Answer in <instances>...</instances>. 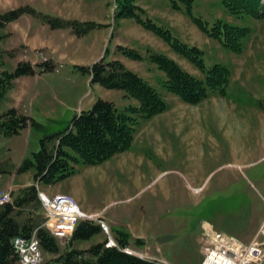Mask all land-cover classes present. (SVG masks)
<instances>
[{
	"label": "rangeland",
	"instance_id": "374dc122",
	"mask_svg": "<svg viewBox=\"0 0 264 264\" xmlns=\"http://www.w3.org/2000/svg\"><path fill=\"white\" fill-rule=\"evenodd\" d=\"M175 1L179 8L173 0H134L133 4L143 10L135 11L142 19L149 17L173 37L200 50L206 66H226L230 79L224 95L209 92L200 103L190 104L167 91L166 74L150 59L151 52L173 59L195 77L202 79L203 75L134 17L115 18L118 0H0V13L28 5L43 14L103 24L77 36L70 29L51 28L23 13L10 27H0V83L2 72L13 71L18 61L29 62L36 70L0 85V113L15 107L42 124V128H27L17 135L0 133V196L32 183V169L24 173L15 169L39 149L43 135L64 130L76 111L90 108L96 98L112 101L119 109L138 105L123 90L90 86L87 75L74 67L102 56L117 59L154 87L166 103V110L152 119L136 116L131 148L134 152L133 148L152 144L144 153L154 149L163 158L155 160L150 155V161L147 157L140 161L132 156L125 172L110 175L103 191L88 185L93 192L89 202L107 205L108 218L130 233V249L167 264H200L201 230L196 241L194 232L201 221L245 243L264 239L263 233L257 235L262 226L257 223L264 217V17L233 14L220 0H194L190 9ZM192 17L209 26L221 21L245 28L241 50L221 45L201 31ZM118 45L135 50L141 59L127 57ZM48 59H54V69L41 73L36 65ZM105 165L92 167L89 174L102 171ZM136 171H142L141 175L130 174ZM160 171L165 172L155 179ZM92 177L91 186L96 179ZM36 186L49 197L62 194H48L42 190L44 185ZM34 214L43 221L41 206ZM157 214H161L159 220ZM129 230L147 235L148 243L136 246ZM106 238L101 230L88 240L74 241L73 246L85 249ZM187 251L189 257L181 259ZM55 256L42 252V261Z\"/></svg>",
	"mask_w": 264,
	"mask_h": 264
},
{
	"label": "trees",
	"instance_id": "16d2710c",
	"mask_svg": "<svg viewBox=\"0 0 264 264\" xmlns=\"http://www.w3.org/2000/svg\"><path fill=\"white\" fill-rule=\"evenodd\" d=\"M133 1L118 0L120 9L115 18L134 17L143 28L161 36L172 49L188 59L203 75L202 79L195 77L173 59L151 52L150 59L166 74L164 87L167 91L190 104L200 103L207 98L209 92L224 95L230 79L229 69L219 63L206 66L200 50L173 37L167 29L155 24L149 17L142 19L135 11L143 10L134 5ZM177 1L190 9L194 0ZM220 1L233 14H246L257 19L264 17V0ZM173 2L174 6L179 8L176 1ZM23 13L38 17L51 28L70 29L77 36L103 26L95 21H80L43 14L25 5L0 13V27L17 20ZM192 18L201 31L217 39L224 47L233 51L241 50V39L246 35L245 28L221 21H215L209 26L201 18ZM117 47L127 57L133 60L141 59L135 50L121 45ZM36 66L44 73L52 71L55 63L48 59ZM74 67L87 75L90 86L99 84L107 89L123 90L125 96L135 99L138 105L119 109L112 101L96 98L90 108L75 112L64 130L43 135L39 139V149L33 152L31 157H25L15 169L17 173L32 169V183L11 192V203L0 204V264H13L17 260L13 239L28 238L35 228L43 252L56 255L43 264H160L156 260L126 252L124 249L130 247L131 236L124 229H112L116 246H105L104 239L85 249L74 247V241L88 240L101 231L99 224L88 220H82L76 225L66 248L61 250L58 241L41 227L40 217L34 214L41 206L37 198V183L55 184L72 175L76 165H96L127 150L134 138L136 116L143 120L150 119L167 108L154 87L117 59L105 60L102 56L91 64ZM35 71L31 63L18 61L13 71L2 72L0 85L4 83L6 85L12 79L23 75H33ZM35 127L42 128V124L15 107L0 113L2 135H17L21 130ZM133 242L136 246H145V241L141 238H135Z\"/></svg>",
	"mask_w": 264,
	"mask_h": 264
},
{
	"label": "built area",
	"instance_id": "2783aa9c",
	"mask_svg": "<svg viewBox=\"0 0 264 264\" xmlns=\"http://www.w3.org/2000/svg\"><path fill=\"white\" fill-rule=\"evenodd\" d=\"M39 198L45 210V227L61 240L72 234L80 219L91 218L80 210L77 202L69 195L57 194L49 197L39 193ZM9 200L7 194L0 197V203ZM99 222L107 231L104 222ZM202 237L204 258L201 264H264V241L244 244L235 237L216 232L205 224ZM106 245L114 246L115 242L109 237ZM13 246L21 264H42V254L35 232L29 238H14Z\"/></svg>",
	"mask_w": 264,
	"mask_h": 264
},
{
	"label": "crops",
	"instance_id": "0c3cea01",
	"mask_svg": "<svg viewBox=\"0 0 264 264\" xmlns=\"http://www.w3.org/2000/svg\"><path fill=\"white\" fill-rule=\"evenodd\" d=\"M21 17H22V15L18 19H20ZM12 22L5 24L3 26V28L6 29V28L10 27ZM53 56L55 58L56 54H54ZM53 61H54V59H53ZM80 110H84V109H80ZM159 114H161V113H159ZM155 116H153V117H155ZM153 117H151V119ZM133 140H134V138H133ZM133 140L131 142L130 147L127 150L113 155L112 157H110L109 159H107L106 161H104L102 163H99V164H96V165H81V164L80 165H76L75 172L72 175H70L69 177H67V178H65V179H63V180H61V181H59V182H57L55 184L39 183V186L44 185L42 190L47 192L48 194L62 193V194H68V195L73 196L74 199L77 200V202L79 203L80 207L85 212L92 213V214H98L105 221V223L109 227L117 228L116 226H119V224H117L114 219H112V221H111V219L108 218L107 209H106L107 205H105L103 207H100L99 204H96V203H93V202H89L88 195H93V192L91 191L90 187L91 188L92 187L93 188L101 187L102 191L104 189H106L109 186V184H110V175L112 176V174H118L117 172H119V171H121V172L123 171L122 173H124L125 172L124 170L126 168L125 166L127 164H131V157L132 156L139 158L140 161H144L146 157L148 158V161H150L151 156H153V158L155 160H159V159L163 158L156 151H154V149H153V153H151L150 150H148L147 153H144V152L147 151V149H150L149 147H153L152 144L149 145V147L148 146H142V147L137 148V149L133 148L134 152H132L131 148L134 147ZM147 143H150V142H147ZM145 148H147V149H145ZM109 161H111L110 164H108ZM102 164H106L105 168L102 170L103 172L99 171V172H95V173L89 174V171H91L92 167H99ZM153 168L155 169L156 167L154 166ZM141 172L142 171H136L135 174L133 172H131L130 174H132L133 176L137 175V177H138L139 175H141ZM164 172L165 171H160L158 173V175L155 177V179L159 178ZM91 176H93L92 178H96L95 180H93V182H94L93 186H91V184L89 183V180H90ZM115 190H116V188H115ZM160 216H161V214H157L156 218L159 220ZM206 222H208V221H206ZM263 222H264V217L260 220V223H257V224L258 225H260V224L263 225ZM208 223L212 226L213 229H215L217 231H220V232H223L221 230L216 229L214 227V225L211 224L210 222H208ZM196 227L197 226H195V228ZM200 230H201V224H200V226H198L197 230L194 232L195 241H196V236L198 235ZM129 231L133 234L132 237L141 238L144 241L146 240L145 242L148 243V240H149L148 238L149 237H147V235H145L143 233H137V232H134L132 230H129ZM226 234H228V233H226ZM168 235H171V234H168ZM238 239H240V238H238ZM240 240L243 241L242 239H240ZM188 254H189L188 251L185 252L184 254H182L181 255V259H183V258L185 259V258L189 257ZM144 257L159 259L156 256H151V257L150 256H144ZM161 258H163L162 255H161ZM15 263H17V261L14 262L13 264H15Z\"/></svg>",
	"mask_w": 264,
	"mask_h": 264
}]
</instances>
